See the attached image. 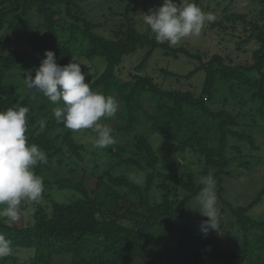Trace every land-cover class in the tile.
<instances>
[{
  "label": "trees",
  "instance_id": "obj_1",
  "mask_svg": "<svg viewBox=\"0 0 264 264\" xmlns=\"http://www.w3.org/2000/svg\"><path fill=\"white\" fill-rule=\"evenodd\" d=\"M84 1L0 0V111L28 107V143L47 154V163L34 169L44 181L41 200L47 203H22L17 222L0 219V234L12 242V250H31L32 260L20 263L10 255L0 264H57L59 257H68V264H264V219L249 214L262 201L264 188L246 207L222 200L218 231L195 234L186 225V209L203 185L190 171L177 173L172 166L158 182L159 157L149 136L156 133L170 140L177 153L197 154L205 166L202 175L215 170L216 187L221 190L223 176L230 175L227 168L241 157L242 144L256 148L245 122L254 125L256 121L247 117L245 106L256 104L258 114L264 115V0H250L252 8L247 12L235 9L237 0H191L197 6L206 3L207 13L216 17L207 24L209 29L229 32L237 51L251 41L257 44L251 64L157 43L153 34L138 28L135 19L139 8L148 12L152 5H140L137 0L129 1L123 12H113L117 22L111 19L109 35L104 36L98 32L102 24L90 19L82 7ZM49 50L60 66L72 61L80 65L79 57L104 63L102 73L89 85L93 91L119 99L117 129L129 136L130 151L116 166L143 171V185L126 175L112 174L113 166L101 173L88 171L80 164L85 146L73 132L51 133L55 127L65 128L63 123L47 121L40 131V121L58 105L40 92L28 91L25 76L31 72L35 77L43 60L40 55L45 59ZM156 51L196 62L184 78L202 72L200 93L165 89L141 73ZM138 53L136 73L127 82L119 81L117 71L123 60ZM162 72L177 76L167 69ZM220 87L226 93L224 100L219 99L223 105L228 94L244 108L237 113L224 108L213 111L209 104L218 99ZM146 100L153 103L152 112L145 109ZM139 125H145L146 132L137 134ZM166 181L172 185L168 190ZM55 190L75 197L57 201L51 196ZM182 192L185 196L179 199ZM227 211L231 221L226 220Z\"/></svg>",
  "mask_w": 264,
  "mask_h": 264
},
{
  "label": "rangeland",
  "instance_id": "obj_2",
  "mask_svg": "<svg viewBox=\"0 0 264 264\" xmlns=\"http://www.w3.org/2000/svg\"><path fill=\"white\" fill-rule=\"evenodd\" d=\"M129 1L134 0H120L118 2H116V0H85L82 3V7L88 13V17L90 19L94 20L96 23L102 24L98 32L104 36H108L110 26L113 22L111 19H114V22H117V18L113 17V12H123ZM137 2L140 5H152V9L159 8L163 5V0H137ZM173 2L179 4L181 0H173ZM251 4L252 3L250 0H237L235 9L239 12H247L252 8ZM205 6L206 3L198 7H200L203 12L207 13ZM143 13L147 12L141 10V8L135 12L137 26L141 31L153 34L151 33L148 26L143 23V18L140 16ZM102 15L106 16L107 22H104V17ZM235 34L239 33L236 32ZM235 44V39L232 38L229 32L220 31L218 29L210 30L209 26L206 24L199 37L185 38L174 47L184 46L194 53L199 51L205 56L219 54L225 59L231 60L234 63L251 64L253 62L252 54L253 51L257 49V44L254 41H251L245 44L241 51L236 50ZM40 58L44 59L42 55H40ZM140 59L141 53H138L123 60L119 68L120 70L117 71V78L119 81L127 82L130 80V74L136 73L135 67L140 62ZM79 62L83 67L82 73L85 74L84 82L86 84H89L91 81L97 78L104 70V63L98 59L89 61L84 60L83 57H79ZM38 63L41 64V61ZM196 66L197 63L192 60H188L186 58H180L176 60L171 57L164 56L162 51H156L141 73L150 75L153 77L156 83H159L165 89L191 91L194 95H198L202 87L204 77L203 73L199 72L193 77L184 78L188 72L194 70ZM164 69H167L169 72L174 73L177 76L164 75L162 72ZM223 90L224 87H220V92L217 93L218 99L209 104V107L213 111L224 108L230 112L237 113L241 108H244L241 107L240 104H236L235 100L228 94L226 95V100L224 102L225 105H223L222 101L219 100L220 98L224 100L223 97L226 93H224L225 91ZM114 98L120 105L119 99L116 95ZM44 101L45 99H42L41 102H38V105ZM152 107L153 103L146 100L145 109L148 112H152ZM244 110L248 112V118L253 117L256 121L254 125L252 123L249 124V120L245 121L248 123L247 126L249 127V135L252 136L256 148L252 149L247 142L243 143L241 152L242 158L239 157V159H235L227 168V171L230 172V175L223 176L224 182L222 183L221 190L218 187L215 189L217 193L219 210L222 200L228 201L234 207H246L254 200L258 192L264 188V115L261 116L258 114L256 104L247 105L245 106ZM120 112L121 106L116 116L112 118H101V122L107 124L113 130L112 135L114 139H118V145L120 147L119 150L116 149L114 144L104 149L95 147L93 139L96 133L90 129L81 130L75 133L73 132V135L79 144L85 146V151L83 152V161L80 164L88 171L95 170L97 173H101L108 170L110 166H113L115 168L113 169L112 174H123L126 175L130 180H133L132 174L137 173V171L123 166H116V163L119 161V159L129 155L130 151L128 142L129 136H126V134L118 131L117 129L121 120ZM54 119V115L52 114L44 118V121L47 122ZM66 129V127H55L51 133L53 136H55L56 134L64 132ZM144 129H147L145 125H139L136 133L138 134ZM43 130L44 128H40V131ZM144 132L146 131L144 130ZM149 136L150 142L159 157L158 171L160 173V179L158 178V182H161V179H163L166 175L168 166H172L177 173H181L182 171H190L193 173L197 184H201L200 179L203 176L202 172L205 170V166L202 161L198 160L197 154L190 150H187L185 153H177L174 150V145L170 140H166L156 133L149 134ZM123 147H125L126 151H122L124 150ZM207 171H209L208 174L211 173L213 175L215 170L208 169ZM171 186V183L166 181V189H170ZM154 191L156 194H159L157 189ZM160 191L163 193L165 190ZM51 193L53 198L61 202H67L70 200V198L75 197V194L70 192L63 193L55 190ZM172 193L173 191L171 192V198H173ZM179 196V199H182L185 194L182 192L179 193ZM41 203L43 205L46 204V199L43 198ZM29 209H31L30 205ZM199 211H201V208L195 198L186 209V225L188 226L189 230L195 234L201 232L199 229L201 222L208 219L207 217L202 216ZM249 214L254 218L264 219V196L262 201L258 203V205H256ZM226 220H232V217L228 211L226 212ZM215 236H217V234H215ZM11 255L15 256L20 263H23L32 260L33 252L31 250H12ZM68 262V257H59L55 259V263L57 264H68Z\"/></svg>",
  "mask_w": 264,
  "mask_h": 264
},
{
  "label": "clouds",
  "instance_id": "obj_3",
  "mask_svg": "<svg viewBox=\"0 0 264 264\" xmlns=\"http://www.w3.org/2000/svg\"><path fill=\"white\" fill-rule=\"evenodd\" d=\"M140 16L148 26L157 43L178 45L183 39L199 37L206 24L214 23L213 13H205L190 0H163L159 8L149 9ZM46 57L35 70L26 73L25 82L28 91L42 93L53 105L52 112L58 123L72 132L92 130L96 133L93 143L100 149L116 143L112 129L101 122V118L116 116L120 105L112 96L91 90L86 84L85 74L79 64L73 61L65 66L57 63L53 51H46ZM28 107H9L0 111V219L17 222L21 219L22 203H39L45 191L42 177L34 172L38 164L47 163V154L35 144H29ZM46 126L40 121V128ZM137 185H143L146 174L143 171L133 173ZM203 185L196 196L202 216L207 217L199 225L205 235L209 231H218L219 208L216 193V180L209 173L202 176ZM12 254V242L0 234V259Z\"/></svg>",
  "mask_w": 264,
  "mask_h": 264
}]
</instances>
